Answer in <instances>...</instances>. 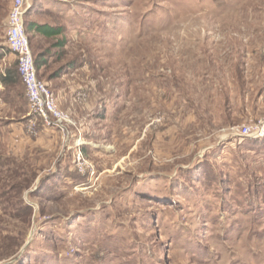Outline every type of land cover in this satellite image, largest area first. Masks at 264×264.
<instances>
[{
	"label": "rangeland",
	"instance_id": "rangeland-1",
	"mask_svg": "<svg viewBox=\"0 0 264 264\" xmlns=\"http://www.w3.org/2000/svg\"><path fill=\"white\" fill-rule=\"evenodd\" d=\"M24 22L68 121L1 135L0 264H264V0H25Z\"/></svg>",
	"mask_w": 264,
	"mask_h": 264
},
{
	"label": "built area",
	"instance_id": "built-area-1",
	"mask_svg": "<svg viewBox=\"0 0 264 264\" xmlns=\"http://www.w3.org/2000/svg\"><path fill=\"white\" fill-rule=\"evenodd\" d=\"M24 14L25 0H13L7 17L6 44L17 60V70L25 88L29 108L26 132L29 135H36L37 121H41L43 126L52 127L68 121V117L58 108L51 91L37 76L25 29ZM0 102H2L1 96ZM259 129L249 125L242 127L243 133H250L251 130L259 131Z\"/></svg>",
	"mask_w": 264,
	"mask_h": 264
},
{
	"label": "crops",
	"instance_id": "crops-1",
	"mask_svg": "<svg viewBox=\"0 0 264 264\" xmlns=\"http://www.w3.org/2000/svg\"><path fill=\"white\" fill-rule=\"evenodd\" d=\"M7 67V66H6ZM0 65V74L6 68ZM4 84L0 82V87ZM2 103L0 104V138L7 135L10 144L13 145L14 150L22 149V146L28 144L32 139L25 134L23 126L25 125L24 117L26 115V105H19L16 107L13 103L15 97L12 93H4ZM24 120V121H20ZM3 138V137H2ZM10 146V145H9Z\"/></svg>",
	"mask_w": 264,
	"mask_h": 264
},
{
	"label": "trees",
	"instance_id": "trees-1",
	"mask_svg": "<svg viewBox=\"0 0 264 264\" xmlns=\"http://www.w3.org/2000/svg\"><path fill=\"white\" fill-rule=\"evenodd\" d=\"M28 29L29 30L39 29V31H42V32L46 33L47 35H57L60 32L59 30H57L53 27H49L48 25L38 26V25H35L33 22H30L28 24ZM63 45H64L63 41H60L58 43V46H63ZM33 57H34V55H33ZM34 63H35L36 72H37V76H38V69L44 63V59L41 57V55H39L36 58L34 57ZM18 79L21 81V84L24 88V84L21 80V77L18 73V70L16 71V70L11 69L10 67H6L5 70L3 71V73L0 74V82L3 83L4 85H6L8 83L12 84V83L16 82ZM24 91H25V88H24Z\"/></svg>",
	"mask_w": 264,
	"mask_h": 264
}]
</instances>
